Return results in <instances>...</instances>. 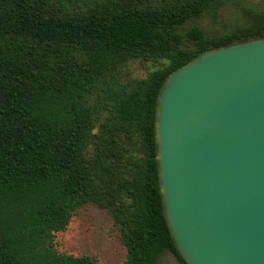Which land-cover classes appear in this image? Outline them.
<instances>
[{
    "label": "trees",
    "instance_id": "16d2710c",
    "mask_svg": "<svg viewBox=\"0 0 264 264\" xmlns=\"http://www.w3.org/2000/svg\"><path fill=\"white\" fill-rule=\"evenodd\" d=\"M221 0H0V264H97L55 234L107 213L122 264H186L164 218L154 120L167 76L203 51L264 37V1L222 34L188 24ZM155 68L144 78L124 69Z\"/></svg>",
    "mask_w": 264,
    "mask_h": 264
},
{
    "label": "water",
    "instance_id": "95a60500",
    "mask_svg": "<svg viewBox=\"0 0 264 264\" xmlns=\"http://www.w3.org/2000/svg\"><path fill=\"white\" fill-rule=\"evenodd\" d=\"M154 137L162 210L186 264H264V37L171 72Z\"/></svg>",
    "mask_w": 264,
    "mask_h": 264
},
{
    "label": "rangeland",
    "instance_id": "374dc122",
    "mask_svg": "<svg viewBox=\"0 0 264 264\" xmlns=\"http://www.w3.org/2000/svg\"><path fill=\"white\" fill-rule=\"evenodd\" d=\"M219 11H209L188 26H198L209 35L222 34L244 18L245 10L264 0H221ZM155 66L150 62H133L124 69L130 77L144 78ZM55 248L59 253L74 256H93L97 264H122L126 248L112 227V220L102 209L87 205L72 217L65 231L55 234ZM158 264H180L167 253L160 257Z\"/></svg>",
    "mask_w": 264,
    "mask_h": 264
}]
</instances>
